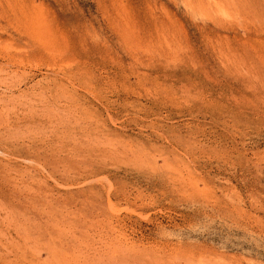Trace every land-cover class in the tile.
<instances>
[{"label":"rangeland","instance_id":"374dc122","mask_svg":"<svg viewBox=\"0 0 264 264\" xmlns=\"http://www.w3.org/2000/svg\"><path fill=\"white\" fill-rule=\"evenodd\" d=\"M0 264H264V0H0Z\"/></svg>","mask_w":264,"mask_h":264}]
</instances>
